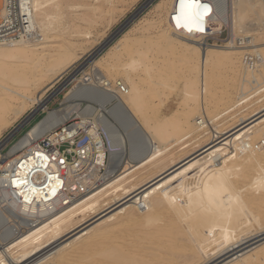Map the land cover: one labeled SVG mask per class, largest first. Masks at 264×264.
Instances as JSON below:
<instances>
[{
	"label": "bare ground",
	"instance_id": "6f19581e",
	"mask_svg": "<svg viewBox=\"0 0 264 264\" xmlns=\"http://www.w3.org/2000/svg\"><path fill=\"white\" fill-rule=\"evenodd\" d=\"M71 1L76 3H70ZM120 1L31 0L36 42L0 44V64L3 65H0V80L7 79L11 82L0 83V132L5 130L11 121H17L26 108L31 106L36 105L38 109L31 113L28 120L40 110L48 113L10 149L6 158H0V173H4L0 174V212L5 215L0 216V264H81L80 260H77L81 255L96 250L105 244L106 240H111L115 228H129L130 225L140 226V232L137 234L139 247L141 249L142 244L151 246L142 250L149 253V256H154L153 264H215L219 260H222L219 264H263L264 245L260 248L254 246L250 250H246L250 246L241 248L255 240L253 237L264 233V107L255 110L250 116L241 117L236 124L226 129L214 125L217 117L214 119L208 115H211L209 106L215 96V74L211 73L215 66L216 69L222 64H237L241 56L245 66V55L254 51V56L261 57L260 66L252 69L247 66L241 71L251 74L254 78L264 74V43H261L264 38V0H233L231 3L228 0H219L222 5L218 11L219 17L213 21V33L219 35L224 27H231L236 37L241 31L239 34L242 33V40L248 44L247 49L230 45H208L203 39L191 40L183 33H175L172 16L177 13L178 0H161L157 3L154 10L159 19L154 25L157 29L162 28V24L165 25L157 34V46L168 56L179 55L185 66L190 67L191 73H195L193 79L190 78L191 88L186 93L190 102H195L197 106V115L189 127L192 129L189 132L196 134L198 142L205 137L206 140L203 144L200 143L201 145L196 143L198 146L186 153L181 160L170 161L169 145L164 144L167 140L163 138L166 126L151 130L144 125L139 116L142 115V88L138 81H133L127 76L126 79H120L128 87L126 96L120 98L113 89L109 90L114 93L113 99L117 102L109 111V114L117 119V126L108 122V130L113 140L110 178L85 195L77 192L73 193L74 195H58L56 198L45 195L40 175L50 171L56 177L61 156L53 155L57 161L53 162L45 153L35 148L34 142L42 139V134L53 133L52 130L67 122L73 113L84 112L79 102L76 103V99L88 95H80L84 90H88V84L86 79L81 80L80 84L65 96L69 99L75 94L74 101L67 102L64 97L66 106L60 110H49L47 104L61 88L49 98H45L44 92L33 97V90L42 85L44 78L56 74L49 72L58 73L67 66L71 56L70 45L62 42V39L74 35L90 37L93 34L90 26L96 25L95 20H87L89 16L86 14L81 15L80 19L86 29H81L82 25L77 23L64 25V22L61 23V17L65 14V9L70 11L85 7L98 11L104 5L113 8ZM62 8L64 14L60 11ZM174 9L175 13H172ZM4 14L0 8V16L3 17ZM182 15L179 21L181 25L195 22L191 9L186 8ZM175 20L177 21V17ZM247 24L248 27L251 26L248 31L245 29ZM128 32L122 34L118 46L109 48L107 54L89 60L93 67L91 75L94 87L99 88L105 81H111L110 77L99 69L100 64L111 55V51L126 46V41H129ZM167 60L166 58L165 62H168ZM158 62L160 63L159 60ZM159 63L154 67L150 65L152 68H149L144 58H131L125 65V70L135 71L142 65L148 75L154 70L158 84L162 85L164 68ZM43 68L44 71L33 73L31 77L34 84L32 88H35L22 89L29 83L26 70ZM62 75L46 86V92ZM90 94L93 99H98H90L94 105L105 108L107 102L109 104L107 96L102 98L97 94ZM87 108H91L93 112L96 110L93 107ZM98 112L97 109V114L104 118L103 114ZM28 120L15 128L0 143V148L22 129ZM127 128L132 131L130 134L134 135V139L136 136L138 139L142 137L149 145L137 150V144L131 143L127 156L122 158L120 154L124 153L126 145L122 130L128 134ZM91 134L94 135L93 141L96 144L102 143L96 131L92 130ZM90 145L91 143L89 148ZM21 148L23 150L16 153ZM121 149L122 153L117 152ZM101 155L103 158V153ZM45 156L48 157L47 160L44 159ZM23 158L28 167L19 179L26 180L27 184L19 188L14 184L18 191H13L16 200L17 194L23 197L22 210L26 217L19 218L16 200L5 190L4 184L9 175L6 164H18ZM218 160L221 161L219 164ZM66 167L67 171L69 170L66 186L72 192L78 188L77 182L74 181V171H71L74 166L69 163ZM36 171L37 174L34 173ZM117 172L120 174L115 175ZM35 181H38L40 186L36 187ZM53 186L57 187V184ZM161 217L166 218L162 227L159 226V221H163ZM87 223H90V228L80 230ZM62 239L64 241L60 245L38 257ZM115 248L109 249L110 251L104 249L102 252L98 249L99 252L93 254L95 257L92 259L96 260L95 258L102 256L112 262L109 264L130 262V254L115 251L119 250V247ZM34 257L36 259L29 262Z\"/></svg>",
	"mask_w": 264,
	"mask_h": 264
},
{
	"label": "rangeland",
	"instance_id": "374dc122",
	"mask_svg": "<svg viewBox=\"0 0 264 264\" xmlns=\"http://www.w3.org/2000/svg\"><path fill=\"white\" fill-rule=\"evenodd\" d=\"M160 1L161 0H121L120 3L115 4V7L110 8L108 5H104L103 7L99 8L101 10L98 9L97 11L96 9L97 12L94 11L95 9L84 7L77 10L72 9L70 11L65 9L66 12H64L65 13L64 14L63 13L64 8H62V10L60 11L64 15L61 17L63 18L61 19L62 20L61 23L64 22L63 23L64 25L77 23V25H82L81 29L84 28L86 29V26L83 25L84 23L80 21L81 15L86 14L89 16L87 20H95L96 22V25L92 24L90 26L91 30L93 31V34L87 38H85V36L82 37L79 35H74L70 37L67 36L66 38L62 39V42L65 41V43H67L68 46L70 45L69 48L71 51V56H70V60L66 64L67 66L64 67L58 73L57 71L54 73L49 72V74H55V73L56 74L54 76L52 75L53 77L52 76L46 77L47 80L44 78L42 80V85L37 90H33L35 87L32 88V85L34 84H32L31 82L32 79L31 77L35 73L37 74L39 72L44 71V68L32 70V71L26 70V76L29 83L26 85V87H23L22 89L26 88L25 90L28 89L33 90V97L40 96L44 92L45 98H49L52 96V94L55 91L61 88V90L58 93H56L52 98H50L47 107L49 110H60L65 108L66 105L64 103L66 101L67 102L74 101L75 94L71 95L70 96L71 98L69 97V99H66L65 96L70 91H72L76 87V85L78 86L80 84L79 82H81V80L85 77V75L92 74L93 67L89 63L90 62L89 60L107 54L109 48L118 46V40L121 39L122 36L127 34V32L129 31L130 32L128 38L129 41L128 42L126 41V46L122 48L120 47V49L118 50L114 49L113 51H111L110 53L111 55L109 57H106V60H104L100 64L99 69L101 70L102 73L108 75L111 81L126 79L127 76H129V78L131 77L130 79H132L133 81L136 80L138 81V83H140V86L144 94L142 101V109H141L142 115H139L140 119H142L144 125H146V127H148L149 129L153 128L155 130V128H159L160 126L163 127L166 126L164 130L166 129L167 130L164 131L165 134L163 135V138L164 140L165 139L167 140L166 142H164V144L169 145L168 153L171 154L170 161L181 160L186 155V153H189L193 148L198 146L197 144L199 145L203 144V141L206 140V137L198 142L196 140V134L190 133L192 129L189 128L190 126H192L193 119L197 115V106L195 102H190V100L187 98L188 96H186V93L191 88L190 87L191 83L189 84V81L191 82V79H193L195 73L194 72L191 73L190 67L187 68L185 66L184 61L179 55L174 54L173 56H168L162 48L160 49L157 46V40H156L157 34L159 30H161L165 26L164 24H162V28L157 29L156 28L157 26L154 25L158 23V19H159L157 13L154 10V6ZM228 1L231 3V1L233 0H228ZM70 3L75 4L76 2L71 1ZM89 3L92 4L91 1ZM130 25L133 27H131ZM250 27L251 26L248 27L247 24L245 29H247L248 31L251 29ZM240 32H238L237 34L238 36L235 37V33L231 30V27H224L222 29V34L219 36V38L221 40H226L229 37H233L237 41L242 36V33L239 34ZM261 40H262L261 43H264V38ZM209 44L216 46L214 45V41H210ZM224 46L220 45L219 47H224ZM252 54L255 55L256 53L253 51ZM140 57L145 59V63H148L147 65L149 66L153 65L152 67H154L155 64L159 63L158 60L160 61L159 65H161L164 68V72H163L164 83H162V85L158 84L157 81L158 79L155 78L156 74L154 70L152 71L153 73L148 75L145 72L144 70L145 68L142 65H140L139 69L137 70L135 69V71L132 70L130 72L131 69L127 71L125 70L126 67L125 65H127L131 61V58L139 60ZM164 57L168 59L167 60L168 62H165L166 58ZM241 58L242 56L240 57L239 61H237V64L231 63L224 66L222 64L219 67L217 66L218 68L216 69L215 66L213 68L214 70L211 71V73L213 72V74H215V76L212 74V76H214L213 92L215 93V96L214 98L211 99L209 106L211 107L210 108L211 115L208 116H212L214 117V119L215 117H217L214 121L215 122L214 125L216 124L221 129H226L228 127H231L232 125L236 124L241 117H246L248 115L250 116L252 112L253 113L256 112L255 110L264 107V74L262 77L254 78L249 73H243L241 70H244V67H247V65L245 66L243 65L242 63L243 58L242 59ZM155 60H157V62H155ZM86 61L89 64H87ZM162 62H164L163 63L164 65L162 64ZM151 66L149 68H152ZM249 68L252 69L251 67ZM45 70L47 71L48 69L45 68ZM61 74H63L62 77L53 84L51 89H49L46 92V90L48 89V87L46 86H48L52 81H54V79H56ZM0 83L9 84L11 82L7 79L5 80L3 79L0 80ZM78 102L82 110L88 109L87 106L93 107L96 109L94 110L95 113L97 112L98 109L99 111L98 113H102L103 117H105L110 124L112 123L113 125L117 126V122H116L117 119L113 118L109 114V111L113 107H115L113 103L108 104L107 102L105 108H103L96 104L94 105L93 103H90L88 101L86 102L77 101L76 103ZM193 103H195V105ZM37 109L38 106L36 105L26 108L24 114L19 119H17V121H11V123L7 125V128L2 132H0V143H2V141L5 138H7L14 131L15 128H17L23 122L28 120V118L31 116V113L33 111H36ZM90 110L92 109L90 108ZM47 114H48L47 111L40 110L33 117H31L28 120V122L21 127L22 129L16 132L14 136H12L10 140L0 148V158L2 159L8 156L9 154L8 152H10V149L14 147V145H16L35 125H37V123L42 121L47 116ZM212 117H210V119ZM35 118H37L36 121ZM128 130L129 129L127 128L126 133L128 134H125V131L122 130L126 142L124 151L122 149L117 151L119 153H122V151L124 152L120 154L123 156L122 158H124V156H127L131 143L137 144L136 145L137 150L140 148L142 149L143 147H147L148 144V142L144 140V138L142 137L138 136L139 137L138 139L136 136L134 139V135L130 134L132 131L131 130L128 131ZM208 136L211 138L210 134ZM220 162L221 161L218 160L217 164H219ZM119 174L120 173L117 172L115 175H119ZM161 218L163 219V221H159L160 224L158 223L160 227H162L164 222H166L165 217H161ZM89 224L90 223H87V225L83 226L80 230L87 228ZM89 228L90 227H88L87 229ZM115 229L116 231L111 236V240L109 239L106 240L105 244L102 245L103 247L100 246L98 248L100 252L104 251V249L105 251L106 250L108 251L109 249L113 250L117 246L119 247V250H115V251H119V252L121 251V253L124 254L127 252L126 254H130L131 256H133V257L130 256L131 258L130 262L122 261L119 264H125V263L153 264L152 258H154V256L151 257L149 256V253H146V251H144L145 248H149L151 246L147 244H142L141 249L139 247V238L137 234L138 232H140V226L134 227L130 225L129 228L124 226L122 228L120 226ZM261 234H259V236L257 235L259 238L255 236L257 239L254 237L252 238L255 239L256 241L253 240L249 242L247 244L248 246L245 245L241 249L250 246V248L246 249V250H250L251 248H254V246L255 247L257 246L258 248L263 246L264 233L262 235ZM134 238L135 239L137 238L138 240L137 239L135 240ZM63 241L64 239L55 243L49 249L40 253L38 257L41 254L43 255L47 251L57 247ZM117 247L115 249H117ZM98 249L84 253L83 255L80 256L81 259L78 258L77 260H80L81 264L112 263L109 261V259H105L104 257L102 258V256H100L99 258H95L96 260H93L92 258L95 257L93 254L98 253L99 252ZM36 257L29 260V262L36 259ZM84 259L85 261H83ZM145 260H147L148 262ZM131 261L133 262L131 263ZM220 262H222V260H219V262H216L215 264H219Z\"/></svg>",
	"mask_w": 264,
	"mask_h": 264
},
{
	"label": "built area",
	"instance_id": "2783aa9c",
	"mask_svg": "<svg viewBox=\"0 0 264 264\" xmlns=\"http://www.w3.org/2000/svg\"><path fill=\"white\" fill-rule=\"evenodd\" d=\"M190 2L200 6L208 5L211 11L207 15H204L203 7L199 9L192 8V13L195 15V22L189 23V25H181L175 20L176 17L183 16L180 11V0H178L176 6L177 13L172 16L173 31L175 33H183L191 40L203 39L204 43L208 45H210V41H214V45L216 46L231 45L234 47L236 46L235 48L247 49L248 44L242 40V37L237 41L233 37L221 40L219 36L222 32L219 35L213 33V21L219 17L218 11L222 5L219 0H190ZM0 8L5 12L3 17L0 16V44L13 45L22 42H36L37 33L33 25L31 0H0ZM172 13H175V9ZM198 27L203 28V31H198ZM189 28H191V31H189ZM244 64L251 68H257L261 64V57L247 54L244 57ZM92 78L91 74L85 75L83 79H86L85 82L88 84V90H84L80 95H88L76 99V101H88L91 103L90 99L92 97H90V93H93L102 98H106L107 96L108 101L110 100L109 103H113L115 106L117 105V102L113 99L115 95L111 91L109 92L110 89H113L120 98L128 94V87L121 80L105 81L101 87L97 88L92 85ZM96 100L98 99L92 98V101ZM82 112L73 113L67 122L56 126V128L52 130L54 131L53 133L49 132L42 134L44 135L42 136L43 138H39L36 143L34 142L36 145L35 148L45 153L53 162H57L53 155L57 154L61 156V159L58 161L59 173L56 174V177H54V174H51L50 171L48 174L44 173L40 175L41 185L44 183L42 187L44 188L45 195H52L53 189L56 190V194L52 195L53 198H56L58 195H74L73 193L76 192L85 195L88 191L99 187L104 181L110 178L109 170L111 166L113 140L108 130L109 121L105 117L102 118L97 112L94 113L87 109H84V112ZM92 130L96 131L97 135L100 136L102 143L96 144L93 141L95 138L94 135L91 134ZM90 143L91 145L89 148L88 145ZM22 150L21 148L17 150L16 153ZM74 150L77 151L74 152ZM101 153H103V158ZM25 161V158H23L18 164H6L9 175H7L5 179L4 188L14 199L16 197L13 191L16 190L17 192L18 189L14 187L13 181L19 179L28 167ZM61 161H63V163H61ZM69 163L74 166V170L71 171H74V181L78 184V188H76V190L73 189L72 192H70L66 186L67 172L69 171H67L66 166ZM34 173L37 174L38 171ZM0 174L3 175V171H1ZM57 179H59V181H57ZM53 184H57V187H54ZM35 185L38 187L40 183L35 181ZM16 196L17 200H15L18 208L17 217H26L24 210H22L23 197L20 194ZM0 215L1 217L5 216L3 212H0ZM34 216H36V214H34Z\"/></svg>",
	"mask_w": 264,
	"mask_h": 264
},
{
	"label": "snow or ice",
	"instance_id": "6c2138e0",
	"mask_svg": "<svg viewBox=\"0 0 264 264\" xmlns=\"http://www.w3.org/2000/svg\"><path fill=\"white\" fill-rule=\"evenodd\" d=\"M200 7H203V14L204 15H207L211 9L208 7V5H195L193 3L190 2V0H180V8H181V13L183 14L185 9H192V8H197L199 9ZM181 17H177V22L179 24V21H180ZM198 31H203V28H200L198 27L197 28ZM189 31H191V28H189ZM45 160L48 159V157H44ZM61 163H63V161H61ZM13 183L15 184V186L17 188L21 187V185H26L27 184V181L26 180H21V179H17V180H14ZM56 194V190L53 189L52 190V195H55Z\"/></svg>",
	"mask_w": 264,
	"mask_h": 264
},
{
	"label": "crops",
	"instance_id": "0c3cea01",
	"mask_svg": "<svg viewBox=\"0 0 264 264\" xmlns=\"http://www.w3.org/2000/svg\"><path fill=\"white\" fill-rule=\"evenodd\" d=\"M37 120V118H35V121Z\"/></svg>",
	"mask_w": 264,
	"mask_h": 264
},
{
	"label": "water",
	"instance_id": "95a60500",
	"mask_svg": "<svg viewBox=\"0 0 264 264\" xmlns=\"http://www.w3.org/2000/svg\"><path fill=\"white\" fill-rule=\"evenodd\" d=\"M106 46V45H105Z\"/></svg>",
	"mask_w": 264,
	"mask_h": 264
}]
</instances>
